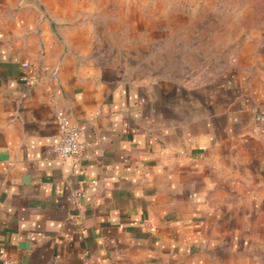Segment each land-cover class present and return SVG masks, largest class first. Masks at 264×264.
Instances as JSON below:
<instances>
[{
  "label": "crops",
  "instance_id": "obj_1",
  "mask_svg": "<svg viewBox=\"0 0 264 264\" xmlns=\"http://www.w3.org/2000/svg\"><path fill=\"white\" fill-rule=\"evenodd\" d=\"M92 2L0 0V255L264 264V57L208 85L122 75ZM59 112L85 127L78 157L53 151Z\"/></svg>",
  "mask_w": 264,
  "mask_h": 264
},
{
  "label": "rangeland",
  "instance_id": "obj_2",
  "mask_svg": "<svg viewBox=\"0 0 264 264\" xmlns=\"http://www.w3.org/2000/svg\"><path fill=\"white\" fill-rule=\"evenodd\" d=\"M103 1L81 20L122 75L208 85L251 77L264 57V0Z\"/></svg>",
  "mask_w": 264,
  "mask_h": 264
},
{
  "label": "built area",
  "instance_id": "obj_3",
  "mask_svg": "<svg viewBox=\"0 0 264 264\" xmlns=\"http://www.w3.org/2000/svg\"><path fill=\"white\" fill-rule=\"evenodd\" d=\"M22 69L23 76L21 80L26 85H30L31 79L28 74L30 65L23 63ZM55 123L57 126L58 141L53 147L54 153L61 159L82 155L87 149V146L80 142V138L85 132V127L83 125H73L68 117L61 112L56 114ZM72 198L76 200L80 199L82 198V194L79 191H75ZM0 261H2L3 264H10L2 255H0Z\"/></svg>",
  "mask_w": 264,
  "mask_h": 264
}]
</instances>
